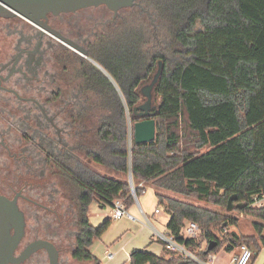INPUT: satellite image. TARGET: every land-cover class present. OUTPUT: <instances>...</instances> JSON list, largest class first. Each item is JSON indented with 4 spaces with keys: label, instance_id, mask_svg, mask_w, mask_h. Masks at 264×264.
<instances>
[{
    "label": "trees",
    "instance_id": "16d2710c",
    "mask_svg": "<svg viewBox=\"0 0 264 264\" xmlns=\"http://www.w3.org/2000/svg\"><path fill=\"white\" fill-rule=\"evenodd\" d=\"M144 1L160 21L157 26L166 41L152 51L149 26L123 25L110 36L112 41L91 54L121 88L123 98L115 90L97 94L109 110L91 159L124 176L130 172L137 200L145 191L138 183H151L156 190L155 209L168 218L167 230L203 261L222 247L210 227L217 222L222 227L234 225L235 219L219 218L166 192L225 209L228 199L236 196L246 204L236 212L255 218L256 236L232 235L226 251L245 245L252 253V264L264 250V208L253 207L256 199L264 200V0ZM159 62L161 74L150 112L155 139L135 144L133 126L143 119L133 110L145 101L139 89L151 82ZM78 177L83 222L74 258L99 264L88 249L111 220L93 227L87 218L89 206L121 199L133 210L135 202L126 181L95 172ZM184 222L199 226L197 240L182 239ZM129 263L197 264L170 257L166 251L156 256L145 249L131 251Z\"/></svg>",
    "mask_w": 264,
    "mask_h": 264
},
{
    "label": "flooded vegetation",
    "instance_id": "af4514ba",
    "mask_svg": "<svg viewBox=\"0 0 264 264\" xmlns=\"http://www.w3.org/2000/svg\"><path fill=\"white\" fill-rule=\"evenodd\" d=\"M143 1L116 12L100 5L36 21L0 18V194L25 223L12 264H97L74 258L83 222L78 176L95 172L109 110L97 94L121 88L91 54L123 25H140L130 14L143 19Z\"/></svg>",
    "mask_w": 264,
    "mask_h": 264
},
{
    "label": "rangeland",
    "instance_id": "374dc122",
    "mask_svg": "<svg viewBox=\"0 0 264 264\" xmlns=\"http://www.w3.org/2000/svg\"><path fill=\"white\" fill-rule=\"evenodd\" d=\"M142 4L145 6V14L143 15V19L142 17L138 16V13L136 11L130 14V10H128L127 14H130V19H131L130 21L136 20L140 22L138 23L140 25L149 26V30L151 32V40L148 45V48L151 49L152 51H157L159 50L160 46L164 44V42L166 41V35H165V32L157 26V25H161L160 21L157 20L156 17L154 16L153 9L147 5V1H144ZM142 87L143 86H141L140 88ZM119 96L122 100L123 98H122L121 93H119ZM126 120H127V125L130 130V126L132 127V125L130 124L127 112H126ZM92 169L95 171V173L101 176H107L113 179L126 181L128 183V175L124 176L120 173H116L98 164L97 165L93 164ZM138 184L139 186L141 185L140 187H142V189L144 188V189L152 190L154 193V198H155L156 190L153 188L151 183H146V184L138 183ZM147 192H148L147 197L148 199H150L151 196L149 195H153V194L150 191H147ZM166 194L171 196L172 198H177L180 201L192 204L196 207H199L201 209L214 213L219 218L230 216L233 219H235L234 225L225 224L222 227L220 226L219 222H217V223H214L210 227V230L212 231V233H214L218 237V239L222 242V247L221 249L218 250L217 254L220 252L221 259L223 260L225 259L227 261V259H229V252L226 251V247L228 245H231L230 239L232 235H236L239 238H247V237L256 236V231L254 229V223L256 222V220L252 216H248L246 214H240L238 212H232L229 214L226 212L225 207H221L213 203L201 201L196 198H187L183 196H178V195H174L172 193H167V192ZM138 201H140L141 204L143 205L141 198ZM95 204L97 203H92L90 208L88 209V218H89L90 223L97 227L104 220L110 219L111 224L109 228L107 229V231L104 233V235L92 243V245L90 246L91 252L99 260H101L103 259L104 252L107 250L111 253H115L113 260L110 261L108 264H116V263L128 264V261H126V258L124 257L123 250L128 252L131 246H138V247L144 246L145 244L144 242H147L145 241V239L150 241L151 237L148 236L147 229L144 230L143 232L142 230L143 227L139 222H132L126 218H121L119 220L113 219L111 215V208L108 205L102 206V205L97 204L98 206H101V208H99ZM134 205H135L134 209L136 211L132 210L131 213L135 215L136 217H138L137 205L136 203H134ZM143 210L145 212L146 207L143 206ZM159 210L161 211V213H163L161 209ZM166 217L167 216L163 213V216L160 219L161 220L163 219L164 221ZM102 262L104 264H107L106 262L108 261L103 259ZM215 264L217 263L215 262ZM252 264H264V250L260 251L257 258Z\"/></svg>",
    "mask_w": 264,
    "mask_h": 264
},
{
    "label": "water",
    "instance_id": "95a60500",
    "mask_svg": "<svg viewBox=\"0 0 264 264\" xmlns=\"http://www.w3.org/2000/svg\"><path fill=\"white\" fill-rule=\"evenodd\" d=\"M139 0H0V18L22 16L28 20L36 21L47 15H59L74 12L76 10L104 5L112 11L130 8ZM95 64V63H94ZM99 70L103 69L96 65ZM161 74V62L151 82L140 89V94L145 101L134 108L141 121L133 126V139L135 144H146L155 139V121L150 118L153 109V88ZM128 184L133 188L132 176L128 172ZM135 189L132 195L136 199ZM246 204L237 201L236 196L228 199L226 212L232 213L245 208ZM24 217L15 201H11L0 194V264H12L20 259H15L14 252L24 235ZM216 243L207 247V253L211 252ZM47 247V246H46ZM49 248V247H48ZM51 249V248H50ZM22 259V258H21Z\"/></svg>",
    "mask_w": 264,
    "mask_h": 264
},
{
    "label": "built area",
    "instance_id": "2783aa9c",
    "mask_svg": "<svg viewBox=\"0 0 264 264\" xmlns=\"http://www.w3.org/2000/svg\"><path fill=\"white\" fill-rule=\"evenodd\" d=\"M134 188V187H133ZM132 188V189H133ZM131 189V188H130ZM131 189V194H132ZM135 195V194H134ZM133 196V195H132ZM134 198V197H133ZM137 209L138 217L133 215L130 210L126 208L125 203L121 199L113 201L108 206L111 208V215L113 219L119 220L121 218H126L132 222H139L141 225L146 227L151 231L152 240L162 246V248L169 253L171 256L181 257L183 259L191 260L197 264H215L216 256L209 257L206 261L198 258V256L189 251L183 242H178L174 236L165 229H159L155 225L154 219L144 213L140 207L137 198L134 199ZM253 207L264 208V200H255ZM161 211L155 209L153 216H159ZM200 234L199 226L194 222H184L181 229V237L183 240H197ZM105 256L107 259H111L113 254L106 251ZM252 257L250 249L245 245H240L237 248L236 254L231 259V264H249Z\"/></svg>",
    "mask_w": 264,
    "mask_h": 264
},
{
    "label": "crops",
    "instance_id": "0c3cea01",
    "mask_svg": "<svg viewBox=\"0 0 264 264\" xmlns=\"http://www.w3.org/2000/svg\"><path fill=\"white\" fill-rule=\"evenodd\" d=\"M147 191H150L153 195H149V196H151V198L150 199H148V192ZM141 200H142V203H143V205L141 204V202H138L139 203V205H140V207L142 208V210H143V206L144 207H146V215H148V216H150V217H152L153 219H154V222H155V225L157 226V228H159V229H165L166 228V224H167V222H168V218L166 217V219L163 221V219L161 220L160 218L163 216V213H161L159 216H153V213H154V210H155V208H156V198H154V193H153V191L152 190H149V189H145V191H144V194H143V196L141 197ZM96 206H98L97 204H95ZM151 205V206H150ZM91 206V205H90ZM148 206V207H147ZM99 208H101V206H98ZM90 208V207H89ZM130 211H132V210H130ZM133 211H136L135 209H133ZM144 211V210H143ZM103 223V222H102ZM101 223V224H102ZM92 225V224H91ZM93 227H95V228H97L95 225H92ZM142 227L144 228H142V230H143V232H144V230H146L147 228L146 227H144L143 225H142ZM146 234V233H145ZM147 234H148V236L149 237H151V231L149 230V229H147ZM104 235V234H103ZM102 235V236H103ZM145 241H147V242H144L145 244H144V246H140V247H138V246H131L130 248H129V250H128V252L127 251H125V250H123V252H124V257L126 258V261H128V264H130L129 263V254L131 253V251H133V250H141V249H145V250H147L148 252H150V253H152V254H154V255H156V256H159V255H162V254H164V250H163V248H162V246L160 245V244H158V243H156V242H154L153 240H152V237L150 238V241L149 240H146L145 239ZM157 245V246H156ZM91 248L89 247V249H88V252L93 256V257H95V259L98 261V263L99 264H104L103 262H102V260L104 259V260H106V261H108V262H106L107 264L110 262V261H112L113 260V258H114V256H115V253H112L113 254V256H112V258L111 259H107L106 258V256H105V253H106V251L104 252V256H103V259H101V260H99L92 252H91V250H90ZM236 251H237V249H235V250H233V251H231V252H229V259H227V261L224 259H221V256H220V252L216 255V263L217 264H231V259H232V257L236 254ZM116 264H120V263H116Z\"/></svg>",
    "mask_w": 264,
    "mask_h": 264
}]
</instances>
